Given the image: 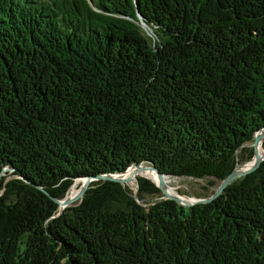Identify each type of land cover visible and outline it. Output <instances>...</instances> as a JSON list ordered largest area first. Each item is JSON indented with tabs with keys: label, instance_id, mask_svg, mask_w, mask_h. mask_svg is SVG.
Instances as JSON below:
<instances>
[{
	"label": "trees",
	"instance_id": "obj_1",
	"mask_svg": "<svg viewBox=\"0 0 264 264\" xmlns=\"http://www.w3.org/2000/svg\"><path fill=\"white\" fill-rule=\"evenodd\" d=\"M263 127L264 0H0V264H264V161L57 202L134 162L208 197Z\"/></svg>",
	"mask_w": 264,
	"mask_h": 264
},
{
	"label": "water",
	"instance_id": "obj_2",
	"mask_svg": "<svg viewBox=\"0 0 264 264\" xmlns=\"http://www.w3.org/2000/svg\"><path fill=\"white\" fill-rule=\"evenodd\" d=\"M136 5L138 9V15L140 18H142V15L140 14V10L138 7V2H136ZM142 24L143 26H146L145 22H143ZM262 129H264V127ZM262 129L258 130L255 133V140L253 143L254 155H253V158L250 160V162L249 163L246 162L242 166L236 167L232 173H230L229 175L221 179L214 193L208 197H192L188 195H174L170 192L167 184L165 183L163 179L164 175H167V174L162 173L160 169L154 163L145 165L144 163L134 162L125 171H120L116 173H103V174H99L98 176H87V177H82V178L77 179V180H82V183L78 189V192L73 196H68L67 194L63 199L57 200V202L60 205L59 213H61L67 206L77 201L82 200L91 182L94 180L107 179V180L117 181L123 184L131 183L134 179H136L137 176H139V173L147 171V170L154 171L158 175V178L160 179V183H156V184L160 187L163 193V196L161 198L173 199L177 203L184 205V206H192L196 203L212 202L215 198L219 197L224 192V190L228 187V185L231 182L254 172L262 164V162L264 161V156H262L257 149L258 144L260 142L262 143L264 140V135L262 136L258 134ZM131 168H135L137 169V171L133 174L126 175L127 171ZM4 170H8V169L5 168Z\"/></svg>",
	"mask_w": 264,
	"mask_h": 264
},
{
	"label": "rangeland",
	"instance_id": "obj_3",
	"mask_svg": "<svg viewBox=\"0 0 264 264\" xmlns=\"http://www.w3.org/2000/svg\"><path fill=\"white\" fill-rule=\"evenodd\" d=\"M262 129V128H261ZM260 130V129H259ZM257 132V131H256ZM264 132V130H263ZM255 140V139H254ZM254 143V142H253ZM263 144L262 146V149L264 147V140L263 142L261 143ZM250 147L252 146L253 147V144L252 145H249ZM263 156V154H262ZM250 162V160L248 161ZM246 163V162H245ZM145 165H147V163H144ZM239 166H242V165H239ZM130 170H133V168H131ZM128 170L127 173L130 171ZM149 172V171H148ZM126 173V175H128ZM150 173V172H149ZM139 175H143V176H148V175H145V174H139ZM149 177H152V176H149ZM165 177V176H164ZM168 178L171 179V183L169 184V188H172L173 190H178L179 192V195H188V196H192V197H195L194 195H192L191 193L194 192V191H201L203 190V187L205 185H207L206 181L205 180H200V179H194V178H183V177H174V176H168ZM166 177V179H168ZM155 181V180H154ZM136 182L137 180L134 179L131 183L132 186H135L136 185ZM158 182V181H157ZM82 183V180H77L76 183H75V186H77V188L79 189V185H81ZM216 188V187H215ZM77 189V191H78ZM71 191V190H70ZM76 191V192H77ZM173 192V191H172ZM211 191H209V194H210ZM70 193V192H69ZM178 194V193H177ZM243 230V227H238V235H240V232H242Z\"/></svg>",
	"mask_w": 264,
	"mask_h": 264
},
{
	"label": "bare ground",
	"instance_id": "obj_4",
	"mask_svg": "<svg viewBox=\"0 0 264 264\" xmlns=\"http://www.w3.org/2000/svg\"><path fill=\"white\" fill-rule=\"evenodd\" d=\"M263 130L264 129H262L258 134L259 135H264V132H263ZM262 146H263V144H261V142L258 144V147H257V149H258V151H259V153L262 155L263 154V156H264V147H263V149H262ZM249 163V162H248ZM240 167V166H239ZM130 170V169H129ZM137 171V169H135V168H133V170H130L127 174L129 175V174H133V173H135ZM150 173H149V172ZM139 174H145V175H148V176H146V177H148V178H150V179H152L155 183H160V179L158 178V175L154 172V171H151V170H147V171H144V172H141V173H139ZM149 176H152V177H149ZM165 177H163V179H164V181H165V183L167 184V186H168V188H169V184L171 183V179L170 178H168V176H170V175H164ZM138 177V176H137ZM137 177H136V179H137ZM166 177L168 178V179H166ZM158 181V182H157ZM75 183H76V181H75ZM75 183L73 184L74 186H72V188H71V191H70V193L68 194V196H73V195H75L78 191H77V186H75ZM80 186V185H79ZM169 190H170V192L172 193V194H174V195H179V192H178V190H173L172 188H169ZM77 191V192H76ZM173 191V192H172ZM178 193V194H177Z\"/></svg>",
	"mask_w": 264,
	"mask_h": 264
}]
</instances>
